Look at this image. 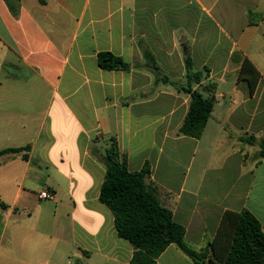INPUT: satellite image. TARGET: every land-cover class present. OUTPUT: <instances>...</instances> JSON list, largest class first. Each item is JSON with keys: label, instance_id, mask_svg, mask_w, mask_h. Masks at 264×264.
Instances as JSON below:
<instances>
[{"label": "crops", "instance_id": "obj_1", "mask_svg": "<svg viewBox=\"0 0 264 264\" xmlns=\"http://www.w3.org/2000/svg\"><path fill=\"white\" fill-rule=\"evenodd\" d=\"M184 84L215 99L199 139ZM112 139L196 252L227 212L264 229V0H0V152L30 147L0 157V264H130L100 201ZM157 264L195 263L171 245Z\"/></svg>", "mask_w": 264, "mask_h": 264}, {"label": "trees", "instance_id": "obj_2", "mask_svg": "<svg viewBox=\"0 0 264 264\" xmlns=\"http://www.w3.org/2000/svg\"><path fill=\"white\" fill-rule=\"evenodd\" d=\"M98 63L104 70L130 69L122 58L109 52L100 53ZM240 76L249 80L254 93L257 85L254 76L260 77V74L249 60L243 62ZM198 77L201 78L202 73L191 75L192 80ZM184 89L191 96V104L180 134L199 139L211 117L215 99H206L200 92ZM29 151V146L7 149L0 152V157L24 152L23 158L27 159ZM259 157L264 160V141ZM104 165L106 176L100 201L114 214L119 237L128 241L135 250L130 264H157L171 245H175L195 264H264V229L251 212H227L213 243L206 250L196 252L185 241V228L173 220L171 211L160 204L147 185L148 169L129 171L126 164L120 161L115 139L111 140L106 150Z\"/></svg>", "mask_w": 264, "mask_h": 264}, {"label": "rangeland", "instance_id": "obj_3", "mask_svg": "<svg viewBox=\"0 0 264 264\" xmlns=\"http://www.w3.org/2000/svg\"><path fill=\"white\" fill-rule=\"evenodd\" d=\"M202 76L204 77V78H207V73L204 71V70H202ZM194 84H195V82H194ZM179 85V84H178ZM180 86V85H179ZM184 86V88H186V89H189V85L188 84H184L183 85ZM183 86H181V87H183ZM176 87V86H175ZM192 87H193V85H192ZM221 88H220V92H226L227 94H231V88H232V86H227L226 85V87L225 86H220ZM228 99H230L229 97H228ZM71 261L73 262V264H77V260H76V258L75 257H72L71 258Z\"/></svg>", "mask_w": 264, "mask_h": 264}, {"label": "built area", "instance_id": "obj_4", "mask_svg": "<svg viewBox=\"0 0 264 264\" xmlns=\"http://www.w3.org/2000/svg\"><path fill=\"white\" fill-rule=\"evenodd\" d=\"M42 198H44V199H53V194L50 193V192H44L42 194Z\"/></svg>", "mask_w": 264, "mask_h": 264}]
</instances>
